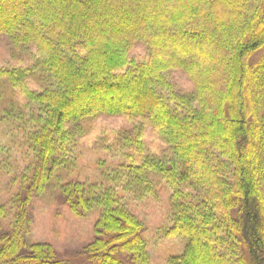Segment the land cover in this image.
Masks as SVG:
<instances>
[{
    "label": "trees",
    "instance_id": "obj_1",
    "mask_svg": "<svg viewBox=\"0 0 264 264\" xmlns=\"http://www.w3.org/2000/svg\"><path fill=\"white\" fill-rule=\"evenodd\" d=\"M0 36L35 50L0 66V171L16 134L29 154L17 188L0 191V264H78L26 240L31 205L51 187L79 215L100 210L85 264H152L125 193L142 199L159 183L166 234L186 240L170 264H264V0H0ZM103 115L141 118L167 152L147 150L143 123L115 141L123 160L106 184L69 178Z\"/></svg>",
    "mask_w": 264,
    "mask_h": 264
},
{
    "label": "rangeland",
    "instance_id": "obj_2",
    "mask_svg": "<svg viewBox=\"0 0 264 264\" xmlns=\"http://www.w3.org/2000/svg\"><path fill=\"white\" fill-rule=\"evenodd\" d=\"M33 51L35 50L12 51L5 37L0 36V66L27 65L33 58ZM145 54V47L140 44L131 55L139 59ZM168 78L180 91H193V83L182 71L172 70ZM143 123L145 127L141 138L146 142L147 150L166 153L168 149L165 142L151 125L141 118L103 115L91 122L90 131L79 142L76 159L68 173L64 174L81 181L106 184L108 182L106 178L113 174L112 170L123 160L121 153L117 152L119 147L115 146L116 142L120 145L119 142L126 133L136 134ZM16 137L17 139L11 140L10 173L0 171V191L6 196L8 188L13 190L14 187L17 188L16 185L14 187L12 185L13 176L17 170L22 169L29 156L21 143L22 137L17 134ZM111 142L113 147L108 148ZM125 196L131 208L145 222L144 235L147 239L151 263L170 264V257L180 254L186 244L183 237L166 234L171 225L170 190L159 183L153 195L149 194L142 199L134 198L130 193H125ZM99 215L98 208L79 215L65 203L60 192L51 187L39 193L31 205V225L26 240L30 243H49L58 252L67 256L69 262L85 264L88 260L80 252L94 240L95 224Z\"/></svg>",
    "mask_w": 264,
    "mask_h": 264
}]
</instances>
